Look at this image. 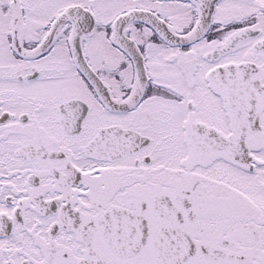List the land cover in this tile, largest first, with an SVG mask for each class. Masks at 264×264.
Segmentation results:
<instances>
[{"label":"snow or ice","instance_id":"6c2138e0","mask_svg":"<svg viewBox=\"0 0 264 264\" xmlns=\"http://www.w3.org/2000/svg\"><path fill=\"white\" fill-rule=\"evenodd\" d=\"M0 264H264V0H0Z\"/></svg>","mask_w":264,"mask_h":264}]
</instances>
